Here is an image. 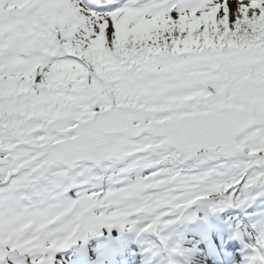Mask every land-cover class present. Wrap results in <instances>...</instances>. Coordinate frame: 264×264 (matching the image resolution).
<instances>
[{
  "label": "snow or ice",
  "instance_id": "snow-or-ice-1",
  "mask_svg": "<svg viewBox=\"0 0 264 264\" xmlns=\"http://www.w3.org/2000/svg\"><path fill=\"white\" fill-rule=\"evenodd\" d=\"M255 190L264 0H0V264H264Z\"/></svg>",
  "mask_w": 264,
  "mask_h": 264
}]
</instances>
